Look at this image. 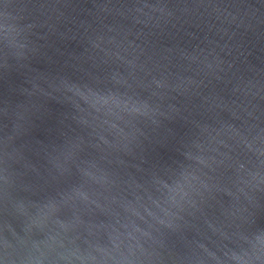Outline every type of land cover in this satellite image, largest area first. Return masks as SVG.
Listing matches in <instances>:
<instances>
[{
    "label": "water",
    "instance_id": "1",
    "mask_svg": "<svg viewBox=\"0 0 264 264\" xmlns=\"http://www.w3.org/2000/svg\"><path fill=\"white\" fill-rule=\"evenodd\" d=\"M0 264H264V0H0Z\"/></svg>",
    "mask_w": 264,
    "mask_h": 264
}]
</instances>
